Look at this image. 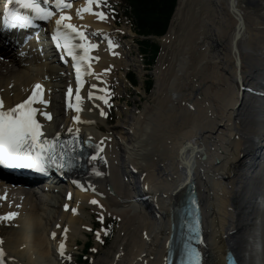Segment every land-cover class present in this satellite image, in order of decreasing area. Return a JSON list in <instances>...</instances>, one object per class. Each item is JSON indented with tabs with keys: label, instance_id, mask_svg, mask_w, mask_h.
Returning <instances> with one entry per match:
<instances>
[{
	"label": "bare ground",
	"instance_id": "6f19581e",
	"mask_svg": "<svg viewBox=\"0 0 264 264\" xmlns=\"http://www.w3.org/2000/svg\"><path fill=\"white\" fill-rule=\"evenodd\" d=\"M234 2L238 4V0L187 2L193 7V21L197 23L196 26L198 25L196 32L207 38L204 48L215 50V61L211 62L219 64L220 69L235 86V93L226 100L228 103L221 111L223 113H201L198 110L200 108L197 96L194 93L187 95L178 88L177 80L183 72L182 66L187 60L186 55L179 56V63L173 68L169 82L163 84L164 54H162L155 72L153 71L156 79L155 92L156 95L165 94L168 101H160L158 98V103L144 108L133 127H130L135 134L141 133L145 137L141 149L134 151L135 153L130 152L127 160L129 170L139 179L140 189L144 195L150 197L148 207L144 208L133 202L134 194L125 192L127 185L119 174L117 142L114 143L113 139L111 142L110 139L103 143L101 138L104 135L88 131L90 127L85 132L81 124L85 123L84 126H88L89 122L81 113L75 112L72 123L70 120L68 127L57 133L82 135L92 149V157L88 173L77 182L82 190L72 189L69 192L74 200H65L63 203L62 207L67 205L70 209L60 212V219L56 222L60 229H54L53 233L60 232L64 240L72 236L71 230L77 234L79 232L77 225L80 224V227L84 225L80 217L83 215V207L93 205L100 208L103 213L122 218L124 240L130 237L127 253L123 249L119 250L110 264H164L171 214H174L175 206H179L181 188L186 182L192 181L205 215L206 238L202 244L206 254L205 264H225L228 251L236 253L240 264H264V42L252 45L251 41L254 38L251 37L254 34L250 33V31L264 33V11L261 14H250L244 12L240 6H235L234 10L238 9V18L243 22L244 29L238 37V43L234 45L238 32V21L234 18L232 10ZM85 8L91 9L90 6L81 5L77 11L68 13L72 15V24L80 28L79 31L92 29L95 33L100 32L101 36L104 35L105 42L111 39L112 34L114 36L119 34V31L106 27L107 21L97 17V11L92 9L84 11ZM73 14L76 16L73 17ZM254 36L257 37L258 34ZM93 37L97 38L96 35ZM168 39L169 34L161 38L164 46ZM95 41L100 43L91 40L88 44ZM16 49L12 43L0 49V56H6L10 60L5 63L0 57V96L5 109L23 101L31 86L38 82L46 85L45 103L48 104L51 89L45 81L44 74L38 69L30 68L36 59L37 61L41 59L20 55ZM93 57L97 63L94 62V72L88 78L107 87L110 76L106 75L105 69L111 68L113 71L117 65L119 66L120 56L116 50L104 51L98 48ZM23 67L28 70L30 68L28 75L21 73ZM85 81L86 79L72 81L73 87L80 90ZM238 81L249 88L240 103ZM70 86L71 84L65 89L66 93ZM66 93L63 97L64 102L68 100ZM99 96L100 99L107 98L108 93L103 89ZM188 97L191 100L187 104ZM177 104L180 105L176 106ZM82 105L85 106L86 102ZM70 109L69 106L68 110ZM45 112L48 113L46 115L48 117L50 112ZM77 117L79 119H76ZM134 154L138 157H134L136 156ZM189 163H192V167L188 166ZM107 185L112 187L114 194L108 193ZM54 192L53 188L47 193ZM39 200L40 195L35 191L26 196H9L4 202L0 197V217H5L10 212L17 213L11 219H0V226L2 224L9 226L13 221L16 224L15 218L20 219L17 222L19 226L17 230L13 229L12 232L8 230V233H12L13 240L10 243L15 245L17 255L24 253H29L30 256L36 253L45 257L49 255L45 245L48 236L43 234L45 230L42 231ZM93 200L97 203H92ZM3 238L5 241V237Z\"/></svg>",
	"mask_w": 264,
	"mask_h": 264
},
{
	"label": "rangeland",
	"instance_id": "374dc122",
	"mask_svg": "<svg viewBox=\"0 0 264 264\" xmlns=\"http://www.w3.org/2000/svg\"><path fill=\"white\" fill-rule=\"evenodd\" d=\"M259 1L263 4L250 0H238V5L240 2L241 6L244 9V12H249L250 14H261L264 11V0ZM187 2H190V0H179V4L177 5V9L170 24V30L168 32L169 39L165 46L162 44L161 39L155 40L161 51L155 65L150 70L146 69L144 59L139 53L136 43L138 37L133 32L131 22L126 20L124 16H120L119 14L118 17L115 16L114 19L111 18L112 22L106 25V27H109L111 30H114L115 26L119 27V31H121L122 29L128 34L126 38H124L122 35L116 34L118 35V37L115 38V41H117L119 47L121 46V51H119L121 58V60H119L121 61V65H117V67L113 70L115 71L118 68L115 73H113V71H111L109 68L105 69V71L107 70L106 73L112 72L107 90H109V94L112 97L114 104H116L115 109H113L115 113L113 124H111V119L109 120V116L112 115L110 113L111 110L108 111L105 108L106 112L104 113L103 107L100 105L101 103L97 98L95 99V97H97V95L95 94L97 89L102 87L101 83L95 81V83L90 82L88 84L89 87L85 88L82 94L83 97H80V100L83 99L87 101V104L85 107H81L79 100V111L83 115L84 119H87V121L89 122L88 126H84L85 123H82L81 127L85 132H87L88 128L90 127L88 131L91 130L97 135H104L103 138H107L105 139L106 141L111 139L110 141L112 142L113 139L114 143L117 142V150L119 151V174H121L120 176L121 178H123V180L124 176L122 173V169H127V160L130 154L135 153L134 151L141 149V147L143 146V138L145 139L143 134H135L133 130H130V127H133L135 120L144 111V108L152 107L153 105H156L158 103V98H160V101H168L165 97V94L156 95L155 92L156 79L154 72L158 60L161 58L162 54H164V74L162 79L163 84L169 82L173 68H176V65H178L179 63V58L182 55H186L187 60L185 61L184 66H182L183 72L181 71L182 73H180V75L178 76L179 78L177 80V86H179L178 88L183 91V93H187V95L190 93H194L197 96L198 107L200 108L198 110L201 113L222 114L223 112L221 111H223V108L225 107V105L227 106L228 103L226 102V100H229V97L235 93V86L232 83L233 81H231L225 75V72L220 69L219 64L211 62V60L215 61V50H206L204 48L207 38L203 36L201 37L199 33L196 32L198 30V25L196 26L197 23H194L193 21V7L191 3ZM120 10L122 12V6ZM250 19L251 16L249 18V21L251 22ZM249 29H251V27H249ZM250 33H252V35L258 34L257 37H255L254 35L251 37L254 38L251 41L252 45L259 42H264L263 32L259 33L256 31H250ZM45 57H47V55ZM39 67L42 68V65H40ZM50 68H53V70L56 71H60L59 68L57 70V66L55 65H52ZM22 73L27 74L28 72L22 69ZM130 74H134L139 80V85L135 88L132 87L127 80L126 76H129ZM181 74L185 76H182ZM56 75H59V77ZM60 76L61 75L58 72L53 75L49 81V85L51 84V97H53L55 101L57 98L58 101L57 103L50 104L51 111L56 116V120L52 124H50L48 128L52 131L55 129L63 130L64 127L67 128V124L69 122L68 119L72 116L70 113L63 111L62 109V91L65 84L64 80ZM148 78L152 79L153 81V87L150 92H147L145 90L146 81ZM189 98L190 97L186 98L187 104L190 103L188 102L191 100ZM179 105L180 104H177L176 106ZM182 108H184V106H182ZM206 109L209 111H207ZM96 127H98V129L100 128V130L96 129ZM136 127L137 126L135 125V128ZM129 140L131 141L129 142ZM134 157L138 156L136 155ZM125 182L127 185V187L125 188V192H127L128 194H132V188H134V185L129 184L126 179ZM62 189L63 186L61 185L56 187V191L58 192L44 194L42 196L43 205H40L41 211L39 213L43 222L42 227L44 228H42V231L45 230L43 231V234L45 236H48L47 242L45 243V245L47 246L46 248L49 251V255L47 257L40 256L37 253L35 255L31 253L33 254L32 256H30L29 253L17 255V251H15V245L10 243V241L13 240V236H11L12 233H8V230H17L19 228L17 222V225L15 223L9 224V226L7 224H2L3 226L1 225V231L3 230L2 236L4 235L5 242L7 241V244L5 243L6 245L4 246V251L7 259H9V264H12V261L13 264H32V262L33 264H37V262L38 264H77L75 262L77 256H79L82 251L85 250V246L88 243H90L92 247L88 249L89 261H87V264H110L111 260H113L114 257L119 253V250L123 249L127 253V251L129 250L128 244H130V237L124 240L122 233V218L116 217V215L103 213L100 208L98 209L97 207H89L88 205H86L85 207L83 205V215H81L80 217L83 220L84 225H86H82L80 227V224H78L77 227L79 228V232H77V234L76 232L74 234L71 230L70 235L72 236H69L70 239L67 238V242L64 243L67 248L63 250V253L58 254L57 245L59 243L61 234L58 233L55 234V236H51V232L54 230V228L57 229L58 227L56 222L58 221V219H60L59 214L61 212V205L63 202L64 194V190L62 191ZM112 221L116 222L115 236L111 244L105 247L103 246L104 232L102 230V227L105 223H110ZM6 236L10 239H8ZM50 236L52 237V239ZM10 245H13V247H10ZM8 247H10V250L8 249ZM12 255L14 256L11 257ZM36 255H38L37 258Z\"/></svg>",
	"mask_w": 264,
	"mask_h": 264
},
{
	"label": "snow or ice",
	"instance_id": "6c2138e0",
	"mask_svg": "<svg viewBox=\"0 0 264 264\" xmlns=\"http://www.w3.org/2000/svg\"><path fill=\"white\" fill-rule=\"evenodd\" d=\"M44 4H48L49 0H43ZM54 3L58 8L70 7L71 5L66 0H54ZM93 0H89V4H92ZM9 5H15V7H8L4 12L5 26L10 23L26 24L31 23L35 19L49 20L53 16V11L50 7H44L40 0H8ZM24 10H30L31 15L27 14ZM90 8H85L84 11H90ZM101 18H104V13L98 14ZM65 17L61 14L60 18L56 21L58 26L55 39L57 45L67 50L69 55H72L77 60V79H80V67L81 62L89 59L88 50L89 47H96V45H89L87 43H81L78 45L80 49L84 51L83 56H78L74 53V48L77 45L72 43L67 32L59 30V26L63 25ZM66 29L77 31L72 24L63 25ZM81 40H87V37L81 32ZM63 44H60V41ZM42 85L37 83L35 90L27 100L15 105L13 108L4 110L3 100L0 99V165L9 168H29L34 169L37 172L47 173L49 169L55 167L58 171L67 166L65 162V153L57 152L55 141L47 140L41 141L42 132L41 124L35 118L36 109L32 107L33 101H35L41 93ZM68 95H72V89H68ZM103 99V97H101ZM77 101L81 98L76 97ZM71 106V105H70ZM77 106V111H79ZM104 114V113H102ZM47 115V114H46ZM49 115V119H50ZM76 119H79L78 117ZM95 158V157H93ZM92 203H97L93 200ZM67 208V205H65ZM17 213L10 212L5 217L0 219H11L15 217ZM55 236V233H53ZM2 243V241H0ZM61 252L63 253L64 245H60ZM187 264H200V255L196 248L186 249ZM0 264H6L5 253L3 248H0Z\"/></svg>",
	"mask_w": 264,
	"mask_h": 264
},
{
	"label": "trees",
	"instance_id": "16d2710c",
	"mask_svg": "<svg viewBox=\"0 0 264 264\" xmlns=\"http://www.w3.org/2000/svg\"><path fill=\"white\" fill-rule=\"evenodd\" d=\"M125 2L132 10L135 32L145 38L165 35L177 6V0H125ZM139 45L142 54L147 57V65L152 66L160 51L159 46L149 39L139 42ZM130 79L134 85L138 84L134 76ZM151 83L147 82V91L151 89Z\"/></svg>",
	"mask_w": 264,
	"mask_h": 264
},
{
	"label": "water",
	"instance_id": "95a60500",
	"mask_svg": "<svg viewBox=\"0 0 264 264\" xmlns=\"http://www.w3.org/2000/svg\"><path fill=\"white\" fill-rule=\"evenodd\" d=\"M232 4H233V3H232ZM235 6L238 7L239 5H238L236 2H234V7L232 6V10H234ZM238 14H239L238 9H235V10L233 11V16H234V17L236 18V20L238 21V27H237L238 32H237V36H236V38H235V40H234V45H236V44L238 43V39H239L238 37H240V35H241V31L244 29V24H243L242 21H240V18H238ZM238 82H239V85H240V89H239V103H240V102L242 101V98H243V96H244V94H245V91H247V89L244 88L243 84L240 83V81H238ZM242 86H243V87H242ZM238 105H239V104H238ZM107 188H108V190L110 191V193L113 194V190H112L111 186L108 185ZM190 190H191V191L193 190V186H190V187H189L187 193L185 194V197H183V199H182L181 206H185V205L187 204V200L190 198V197H188V195H189V193H190ZM194 196H195V194H194V192H192V197H194ZM188 202H189V201H188ZM186 213H187V212L184 211V218H186ZM174 223H175V222H174ZM175 224H176V223H175ZM230 261H231V260H230Z\"/></svg>",
	"mask_w": 264,
	"mask_h": 264
}]
</instances>
